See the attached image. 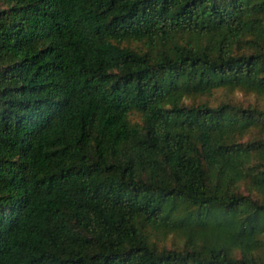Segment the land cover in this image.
Instances as JSON below:
<instances>
[{
    "label": "trees",
    "instance_id": "trees-1",
    "mask_svg": "<svg viewBox=\"0 0 264 264\" xmlns=\"http://www.w3.org/2000/svg\"><path fill=\"white\" fill-rule=\"evenodd\" d=\"M0 264H264V0H0Z\"/></svg>",
    "mask_w": 264,
    "mask_h": 264
},
{
    "label": "rangeland",
    "instance_id": "rangeland-1",
    "mask_svg": "<svg viewBox=\"0 0 264 264\" xmlns=\"http://www.w3.org/2000/svg\"><path fill=\"white\" fill-rule=\"evenodd\" d=\"M229 97L235 98L244 103L254 102L257 98L255 95H252V94L248 95V94L243 93L242 91H234V92L229 93L228 91H225L222 88H220L216 91L215 98L213 99H215V101H218L222 98H229ZM179 239L180 237L178 235L170 234L167 239V244L172 245V243H178Z\"/></svg>",
    "mask_w": 264,
    "mask_h": 264
}]
</instances>
